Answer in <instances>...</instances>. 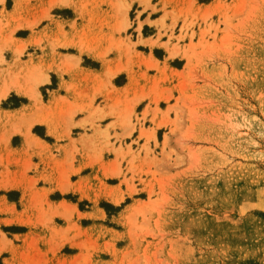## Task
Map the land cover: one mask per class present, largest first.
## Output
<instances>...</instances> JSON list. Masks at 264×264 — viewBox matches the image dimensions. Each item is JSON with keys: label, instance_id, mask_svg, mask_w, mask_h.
Returning a JSON list of instances; mask_svg holds the SVG:
<instances>
[{"label": "rangeland", "instance_id": "rangeland-1", "mask_svg": "<svg viewBox=\"0 0 264 264\" xmlns=\"http://www.w3.org/2000/svg\"><path fill=\"white\" fill-rule=\"evenodd\" d=\"M55 1L5 0L8 11L0 9V15L6 25L34 23L32 29L15 33H29L26 39L12 34L3 37L6 33L1 36L5 39H1L2 65H14L11 52L17 44L25 48L16 63L29 67L36 59L35 50L61 45L65 39L86 41L105 51L117 40H137L141 32L154 37L149 39L156 37L188 50L186 55L169 57L162 44L153 49L159 58L166 52L167 58L174 59L171 63L177 69L173 70L166 61L157 62L154 68L148 64L152 61L143 60L135 46L148 51L146 42L140 45L136 41L125 57L124 64L135 73V98L157 92L163 99L147 100L140 113L133 108L124 127L106 126L107 144L98 171L103 177L109 173L117 176L108 182H118L114 197L124 200L110 202L117 206L100 201L106 216L93 213L99 223L81 227L69 202L55 204L70 207L64 217L60 210L52 212L48 199L42 200L43 194L31 192L26 203V192L15 203L14 190L0 188V207H4L0 210V252L8 251L17 264H264V0H128V25L120 32L114 29L120 21L119 0H69L70 8L50 6ZM164 1L167 5L162 7ZM171 9L181 13L188 25L182 26L180 18L173 22L167 14L158 19ZM62 16L72 17L65 28L60 24ZM30 37L33 44L25 46ZM47 87L50 85L40 87L44 99ZM17 102L18 98L10 97L6 104ZM37 109L30 100L17 116L0 118V182L29 179L26 171L32 151L17 153L7 133L12 126L23 127ZM152 117L167 118L166 124L157 135L159 126L154 128L155 139H146L140 128L154 127ZM116 128H127L126 135ZM21 136L29 141L27 135ZM125 136H129L126 142ZM17 142L18 137H13L12 144ZM121 146H129L137 157L129 161L112 151ZM97 179L98 186H105L104 179ZM82 190L87 195L101 193L93 188L91 192ZM64 197L76 201V195ZM129 201L132 203L125 206ZM137 201L134 211L131 208ZM20 206L25 208L17 210ZM124 206L114 223L112 214ZM53 216L64 224L57 226ZM48 218L51 224L43 222ZM17 219L22 222L13 221ZM90 222L82 220L83 224ZM38 226L43 227L42 234H20ZM61 240L76 241L79 246L63 248L70 258L54 261ZM39 244L44 246L42 250Z\"/></svg>", "mask_w": 264, "mask_h": 264}, {"label": "crops", "instance_id": "crops-1", "mask_svg": "<svg viewBox=\"0 0 264 264\" xmlns=\"http://www.w3.org/2000/svg\"><path fill=\"white\" fill-rule=\"evenodd\" d=\"M59 7L65 8L69 6L60 5ZM0 9L3 11H8V9L5 7V0H0ZM71 19L72 17L62 16L60 24H62L65 28L68 24V20ZM5 22V18L0 15V44L2 39L1 36L7 33L10 27L13 25L11 24L10 26V23L9 25H6ZM76 23H79V21H76ZM44 25L45 24H42L41 27ZM40 28H38V30ZM27 29L29 28L18 26L17 28L13 29L12 35L18 37L19 39H26L29 33H27L26 36H17L15 33L17 31L19 32ZM136 37L137 33L135 35V38ZM149 38L154 37H152V35L145 36L141 32V35L139 34L137 40L135 39L132 41H137L141 45L143 44L142 42L149 44L150 40H155L154 44H149L150 48L148 51H142L138 49L137 46H135V50L143 55V60L146 62L155 61L156 67L157 62L160 64L161 62L166 61V64L169 68L172 70L177 69V67L173 66L171 63L174 59L167 58V51V54L166 52L162 53L161 58L157 57L153 52V49L155 48H162L161 43L166 42V40L164 41L161 39L162 41H160L156 37L155 39ZM74 40L75 38L65 39L61 45L50 44L44 46L42 49L38 48V50H35L36 59H33V62L28 63V70H31V72L42 71L44 74H46V78L38 82L35 86L37 92L36 102L27 95L20 94L13 89H9L5 95L0 96V118L6 115L17 116L19 112H22L24 108L30 103V100L36 107H38L36 112H34L32 116L28 118L23 127L12 126V128L7 133L9 143L15 148L17 153L21 152L23 149L32 151L31 166L26 171L27 177L29 178L28 180L32 182V185H28L27 179H22L23 181L14 180V182L18 184V187L7 188L9 189L8 191L14 190L11 192L12 194H16L17 201H15V203H20V198H24L26 196V192V203L29 200L31 192H35L38 195L43 194V201H45V198H47L49 202L54 203L52 204L48 202L52 212H57L60 210L59 214L67 217L68 212L71 211L70 207L65 205L62 207L55 204L58 202H69L76 211H73L74 214L79 215L76 220L77 224L81 227H86L88 225L99 223L97 222V219L93 217V213H104L106 216L105 210L99 205V202L105 201L111 205H114L110 203L113 202L110 198L111 196L118 194V182H108L109 178H115L117 176L109 173L108 175L111 176L105 175L103 177L101 172L98 171V166L103 160L102 150L107 144L108 132L106 126L116 125L114 124L115 120L113 116H103L101 112L96 110L104 108L107 103H115L117 101L125 103L131 101L133 97H136L134 95L135 88L133 86L135 73L133 74V71L131 73L127 65L124 64L126 61L125 57L121 56L120 59H116L119 56L116 50L112 49V53L110 52L106 54V51L109 49L111 50L110 47H108L105 51H101L97 50L95 47H92L88 42L83 41L81 44L87 47L88 50L79 51L78 48L73 44V42H76ZM126 40L127 39H124V41ZM16 41L17 43H21L20 40ZM33 42L34 40L30 37L27 43H25V46L28 44H33ZM3 48L4 47L1 49V56L3 53ZM96 52L99 54L102 53L104 55L105 62H102V60L99 59ZM176 55L179 54H175L173 56ZM39 56L40 58H37ZM168 56L173 57L169 54ZM131 60H135V58L131 57ZM118 64H124L123 66L125 69L116 71L109 77V80L106 79V69H113L117 67ZM4 67L5 66L0 63V69ZM140 69H143V67H140ZM122 75H124L123 79ZM53 80L54 83L52 84ZM46 85H50V87H47L48 95L44 99L41 95L40 87H44ZM104 85L110 89V95L108 99H105L103 94L100 92ZM10 97H14L15 100L18 98V102L12 106H7L6 102ZM19 98H26L27 100L22 101ZM147 100L150 101L146 96L142 97L135 103L134 108L140 113ZM159 128L160 126L155 128V135L158 134ZM115 131L120 134L125 133L124 135H126L127 128H116ZM110 132L112 133V130H110ZM22 134L27 135L29 141H27L24 136L22 137ZM133 135L134 132H132V136ZM16 136L18 137V142L13 145L12 138ZM127 138H129V136H125V142ZM110 158L112 157H109V159ZM17 169L19 168L17 167ZM97 178L104 179L105 186H98ZM4 181H1L0 184ZM57 182H61L62 184H57ZM63 182H65V184H63ZM76 186L79 187L81 191L74 190V187ZM0 188L5 189L1 186ZM82 188L86 191H89L91 188H93L95 189V192H107L109 196L107 197L100 193L98 194L96 201H94L89 199V195H87L82 190ZM121 189L124 190L123 187H121ZM65 194L76 195V201L65 198ZM126 194H124V198L128 197ZM1 195H4L8 202L14 203V200L7 198L6 193H2ZM121 200L122 197L118 202L113 203H119ZM80 202L84 203L83 207H80ZM129 203H132V201L126 203L125 206ZM125 206L121 207L119 211L112 214L110 219L114 223L116 222L117 216L125 208ZM24 208L25 206H20L16 209L21 210ZM25 212L37 213L38 211L25 210ZM52 219L57 226L64 224L63 220L58 222V219H60L59 216H53ZM83 219H90L91 222L88 224H83ZM21 220L22 219H17L13 221L20 223L22 222ZM23 222L30 225L33 224V222L29 221ZM43 222L45 224L49 222L50 224L52 223L51 218H48ZM34 224L36 223L34 222ZM28 229L29 230H26V232L20 234H26L29 231L39 234H42L43 232V227L41 226L36 228L30 227ZM16 244L21 245L22 243L17 242ZM58 245L60 246L58 247V251L55 254L54 261L61 262L68 260L70 258V253L65 252L63 248H71L70 246L73 245H71L70 242L66 240H61ZM39 248L42 250L44 246H40L39 244ZM3 252L6 254H2ZM10 256L11 255L8 251H1L0 264H8L7 261L10 260ZM14 262L17 264L16 261Z\"/></svg>", "mask_w": 264, "mask_h": 264}, {"label": "bare ground", "instance_id": "bare-ground-1", "mask_svg": "<svg viewBox=\"0 0 264 264\" xmlns=\"http://www.w3.org/2000/svg\"><path fill=\"white\" fill-rule=\"evenodd\" d=\"M117 2V1H116ZM54 4H59L61 6L63 5H67V6H70L72 4L69 3V0H56L55 2H52L50 3V6L54 5ZM69 4V5H68ZM131 5V2H129L128 0H119V13H120V21L114 26V29L116 31H124L128 25V17H127V11L129 9ZM166 4V2H162V7H164ZM78 6V5H77ZM74 6H72L73 8ZM16 8V6H15ZM78 8V7H77ZM78 11V10H77ZM118 11V10H117ZM169 15L170 18H172L173 22L174 21H177L178 18H180L184 23L182 26H187L188 25V22L187 20L184 21V17H182L181 13H179L177 10L175 9H171L170 11H167V12H163V16H160V18H158L159 20H162L163 17L165 15ZM185 17H186V14H185ZM117 21V20H116ZM34 22H24V23H15L14 25H12L9 29V31L3 36V37H7V36H10L12 34V31L13 29L17 28L18 26H23V27H27V28H32V25H33ZM141 26V22L139 21L138 22V25H137V28L139 29ZM119 38V37H118ZM128 38V37H127ZM3 40H5L4 38H2ZM9 38L6 39V41L8 40ZM3 40H1V46H0V60L2 61V56H1V49L4 45V43L2 42ZM116 40V39H115ZM121 40V39H119ZM123 40V39H122ZM123 43V44H121ZM135 42H132L130 39L122 42V41H116L115 45L114 43H112L113 45H111V49L113 50H116L117 53L119 54V57H126L128 56L131 51H133V45H134ZM155 43V40H150L149 41V44L152 45ZM73 44L78 48L79 51L81 50H88L87 47L83 46L81 43H77V42H73ZM164 48L166 49V51L168 52V54L170 56H173L177 53H179L180 55H186V52H187V47L185 48V46H180V45H177L176 43H169V42H162L161 43ZM24 47V44L20 45V44H17L14 46V48L12 49V56H13V59H14V65L11 66V65H7L6 67L4 68H1L0 69V96H3L7 93V91L9 89H13L15 90L16 92L20 93V94H24V95H27L29 96L31 99H33L35 102L37 100V92H36V84L42 80H44L46 78V74H44L42 71L41 72H31V70H28V67L26 65L23 64H17L16 63V60L18 59L20 53L22 52V49ZM97 56L99 57V59L102 60V62H105L104 61V55L102 53H97ZM118 57V58H119ZM130 57V56H129ZM149 66H153L155 67L156 66V62L155 61H152L151 63H148ZM124 69V66H118V67H115L113 69H109L107 68L106 69V72H105V78L109 80V77L115 73L116 71H119L121 69ZM153 91V90H152ZM104 98L105 99H108L109 98V95H110V89L107 88L105 85L101 88V91H100ZM157 93V92H156ZM156 93H151V92H144V93H141L139 95V97L137 98H133L130 102H126V103H121L119 101L115 102V103H107L106 106L104 108H100V109H97L96 111L98 112H101V114L103 116L105 115H111L114 117V124H116L117 126H120V127H124L126 126L129 122H130V118H129V114L132 113V110L134 108V105L135 103L140 100L142 97L146 96L150 101L152 102H157L158 99L160 98V96ZM155 108V107H154ZM154 108L152 111H154ZM155 109H159V108H155ZM156 112V111H154ZM154 112H152L153 114H155ZM162 112V111H161ZM166 113V112H165ZM160 114V113H159ZM156 115V114H155ZM166 115V114H165ZM154 116V115H153ZM163 116V114L161 115ZM166 119H162L159 118L158 120H155V118L152 117V120L155 121L154 123V127H151L149 129H146V128H143L141 127L140 128V133L146 137V139H149V138H154L155 139V136L153 134L154 132V128L156 126H161V125H165L166 124ZM114 151L116 154H121L120 156L121 157H125L127 158L129 161H133V159L135 157H137V154H135L134 152H132L129 148V146L127 148H123L122 146L121 147H117V148H114ZM133 168V165L131 166ZM117 172V170L115 171ZM1 187L7 189V188H12V187H18V184L14 181H4L3 183L0 184ZM74 190L76 191H81L79 187H74ZM105 196H109L107 194V192H103L101 193ZM89 198L96 201V199L98 198V195H89ZM110 199H112L113 202H118L120 200V197H111ZM140 203L139 201H137L135 204L132 205V210H136L137 207L139 206ZM64 207V206H62ZM4 207H0V210H3ZM70 242L71 245L73 246H79L78 243L75 241H71V240H68ZM4 247V246H3ZM8 264H15L13 258H11L9 261H7Z\"/></svg>", "mask_w": 264, "mask_h": 264}]
</instances>
